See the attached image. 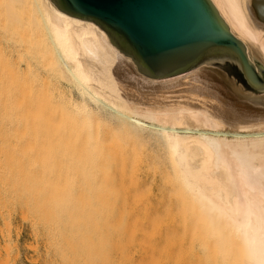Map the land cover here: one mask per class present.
<instances>
[{"label": "bare ground", "instance_id": "6f19581e", "mask_svg": "<svg viewBox=\"0 0 264 264\" xmlns=\"http://www.w3.org/2000/svg\"><path fill=\"white\" fill-rule=\"evenodd\" d=\"M210 1L264 65V0ZM34 29L46 57L24 39ZM202 64L151 79L92 21L50 0H0V84L11 83L0 85V102L20 101L22 125L35 112L44 126L53 208L76 212L97 200L143 224L163 217L150 264H264V94Z\"/></svg>", "mask_w": 264, "mask_h": 264}, {"label": "rangeland", "instance_id": "374dc122", "mask_svg": "<svg viewBox=\"0 0 264 264\" xmlns=\"http://www.w3.org/2000/svg\"><path fill=\"white\" fill-rule=\"evenodd\" d=\"M261 12L263 13H260L258 20L264 23V6H262ZM22 15L25 18L24 23L28 22L27 25L31 26L29 22L32 20L28 21L31 19L28 12L24 11ZM261 15L263 16L261 17ZM35 31L37 30L34 29L32 33L25 36L24 39H26L25 41L28 42V44L29 42L32 43L33 46L31 47L34 53L36 52V55L37 52L39 53L40 51L41 54H43V52H47L48 49L46 50L43 39L40 38L41 34ZM41 54L39 53L38 56L40 55L42 58L43 55ZM44 55L43 57H46L47 53ZM258 61L261 63L259 59ZM48 63L50 64V62ZM206 66L209 69H213L225 75L228 81L232 80L236 85L241 86L246 93L257 97L264 94V92L257 93L251 90L237 77L228 74L217 66L210 64H206ZM262 66L264 67L263 64ZM6 75L8 76L9 74L7 73ZM9 76L11 79V75ZM4 77L3 79L1 78L2 82L6 81ZM13 77L15 76L13 75ZM11 80H13V78ZM221 82L229 91V86L223 81ZM4 83L9 84L8 81L3 82L2 88L5 87ZM15 83L13 82V85ZM9 85L11 86V83ZM9 85H6V88ZM4 102H0V107L3 105V109L2 107L0 108V127L4 124L6 129H4V126L0 128V264H150V249L151 247H157L159 238L161 237H158V235L160 233L161 235L164 234V229H161L158 224L163 217L160 218L159 215H154V223L151 222L152 220L148 219L147 222L143 224L141 220L137 222L136 217L128 212L125 213L119 209H104L98 207L96 204L97 200L95 203H85L82 208L76 212L54 209L50 172L51 165L50 163L48 164L50 159H47L50 155H48L49 153L47 150L43 149L42 151V148L47 145L45 136H42L44 135V130H42L44 126L42 127L41 125L42 128L40 127L39 129L37 125L40 121L38 120L37 113L36 117H34L35 115H32L35 114V112L29 114L24 108L22 111L28 113L30 118L32 116V120L27 118L29 122L24 127L21 123L22 121L17 119L20 117V114H15L16 110H14L15 108L17 109V104H19L20 101L15 102L17 103L16 107L9 105L12 102H5V104L9 103V106L6 105L5 107H12L11 113L9 112L11 109L4 108ZM27 103L28 102L24 104L28 105ZM29 104H31V102ZM12 105L15 104L12 103ZM21 105L20 103L19 106L24 107ZM34 105L32 104L33 108L28 110L36 111ZM29 106L31 107V105ZM4 110L5 112L8 110L10 114L8 113L7 115L6 113L5 115L7 116H5L2 114ZM19 121L20 123H18ZM7 122L10 124H7ZM35 122H38L36 126L34 125L37 127L36 129L42 130L40 133L38 132L39 135L33 126ZM17 123L19 124L18 128ZM29 123L30 125L28 126ZM31 126L34 127V130ZM11 129H14V131ZM20 130L24 136L20 133ZM34 133L38 135V137ZM34 142L40 147H37ZM15 154L17 156H15ZM32 164L35 165L32 166ZM102 198H106L102 199L103 203L106 205L114 204L115 202L114 197L111 196ZM174 217L178 219L177 215ZM119 218L120 221L118 223ZM149 218L152 219V216H149ZM153 235L155 236L154 239L151 238ZM7 246L9 247L8 249Z\"/></svg>", "mask_w": 264, "mask_h": 264}, {"label": "water", "instance_id": "95a60500", "mask_svg": "<svg viewBox=\"0 0 264 264\" xmlns=\"http://www.w3.org/2000/svg\"><path fill=\"white\" fill-rule=\"evenodd\" d=\"M61 12L92 21L137 70L151 79L205 63L264 92V67L228 28L210 0H50ZM250 55V54H249Z\"/></svg>", "mask_w": 264, "mask_h": 264}]
</instances>
